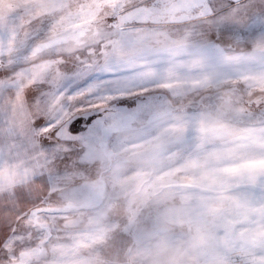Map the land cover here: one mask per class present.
<instances>
[{"label":"snow or ice","instance_id":"obj_1","mask_svg":"<svg viewBox=\"0 0 264 264\" xmlns=\"http://www.w3.org/2000/svg\"><path fill=\"white\" fill-rule=\"evenodd\" d=\"M264 264V0H0V264Z\"/></svg>","mask_w":264,"mask_h":264},{"label":"rangeland","instance_id":"obj_2","mask_svg":"<svg viewBox=\"0 0 264 264\" xmlns=\"http://www.w3.org/2000/svg\"><path fill=\"white\" fill-rule=\"evenodd\" d=\"M118 264H129L127 257H125L122 261H119Z\"/></svg>","mask_w":264,"mask_h":264}]
</instances>
